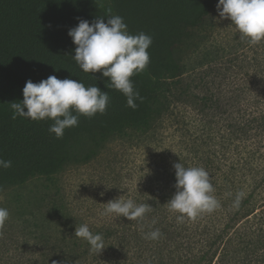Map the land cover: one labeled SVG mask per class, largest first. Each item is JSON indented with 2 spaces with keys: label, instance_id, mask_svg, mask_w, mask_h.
I'll return each mask as SVG.
<instances>
[{
  "label": "trees",
  "instance_id": "trees-1",
  "mask_svg": "<svg viewBox=\"0 0 264 264\" xmlns=\"http://www.w3.org/2000/svg\"><path fill=\"white\" fill-rule=\"evenodd\" d=\"M217 3L0 0V159L12 161L10 168H0L4 190L35 177L50 180L69 165L88 163L114 139L149 132L171 104L184 103L196 90L203 92L195 97L198 113L218 130L217 137L204 132L193 141L207 147L198 167L209 173L221 204L215 212L178 223V214L167 205L176 192L174 174L168 187L137 200L152 207L143 220L122 217L89 227L104 237L105 249L97 254L74 236L76 227L68 229L70 222L55 200L52 205L58 214L62 211L63 221L55 224L56 234L44 238L38 259L29 264H264V210L251 223L264 206V42H237L240 34H233L212 44ZM109 10L123 18L129 34L152 37L150 64L132 77L144 98L136 101L135 110L122 93L107 86L109 78L100 73L94 78L72 58L76 46L68 31L81 19H107ZM51 75L106 91V113L92 119L80 115L78 126L66 129L62 139L49 132L51 120L13 119L9 103L23 101L26 82L39 83ZM245 187L250 189L246 195ZM239 192L244 197L235 208ZM54 194L60 198L59 191ZM156 229L162 233L158 240L145 239Z\"/></svg>",
  "mask_w": 264,
  "mask_h": 264
},
{
  "label": "rangeland",
  "instance_id": "rangeland-1",
  "mask_svg": "<svg viewBox=\"0 0 264 264\" xmlns=\"http://www.w3.org/2000/svg\"><path fill=\"white\" fill-rule=\"evenodd\" d=\"M213 21L217 29L212 44L224 41L228 35L240 34L230 20L219 18L217 11ZM243 39L240 34L237 42ZM193 93L185 97L184 103L171 104V111L149 132H132L131 137L114 139L88 163L69 165L50 180L35 177L21 187L0 192V207L10 213L0 236V264H29L38 259L44 238L48 234L53 238L57 232L55 224L63 221L62 211L64 219L70 222L68 229L81 224L90 227L116 222L122 217L105 215L106 203L121 196L138 203L137 200L168 187L175 174V163L200 166L198 159L207 147H196L193 141L203 138L204 132L217 137L218 130L215 125L206 124L209 117L200 116L197 111L200 103L195 97L203 92ZM194 149H199V153L192 155ZM56 191L60 198L54 194ZM244 191L246 195L250 189L245 187ZM55 200H59L62 210L59 214L52 205ZM262 210L264 206L258 208L251 223Z\"/></svg>",
  "mask_w": 264,
  "mask_h": 264
},
{
  "label": "clouds",
  "instance_id": "clouds-1",
  "mask_svg": "<svg viewBox=\"0 0 264 264\" xmlns=\"http://www.w3.org/2000/svg\"><path fill=\"white\" fill-rule=\"evenodd\" d=\"M216 8L219 18L230 20L250 45L264 42V0H218ZM110 11L107 19L98 17L91 23L81 19L68 31L76 46L72 58L82 71L93 74L94 78L96 73L109 78L107 86L122 93L127 106L135 110L138 107L136 101L143 103L144 98L134 89L132 77L144 72L150 64L148 49L152 37L143 32L129 34L123 18L111 15ZM108 104V93L99 87H86L78 80H61L55 75L39 83L28 80L23 88V101L9 103L13 119L51 120L49 132L57 139L63 138L66 129L78 126L80 115L89 119L97 114L104 115ZM11 166L12 161L0 159V168ZM173 167L176 192L167 205L170 211L178 214V223H183L185 218L196 220L221 207L213 195L215 189L210 175L203 167H185L181 162ZM3 190L0 186V192ZM243 197V192L237 193L233 207L239 208ZM151 211L148 203L137 204L133 199L121 196L105 204L104 214L141 221ZM9 219V211L0 207V236ZM74 236L87 242L94 253L100 254L105 249L103 235L92 232L87 224L76 226ZM161 236L160 230L156 229L146 233L145 239L155 241Z\"/></svg>",
  "mask_w": 264,
  "mask_h": 264
}]
</instances>
